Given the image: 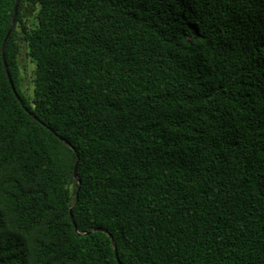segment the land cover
I'll return each instance as SVG.
<instances>
[{"label": "trees", "instance_id": "16d2710c", "mask_svg": "<svg viewBox=\"0 0 264 264\" xmlns=\"http://www.w3.org/2000/svg\"><path fill=\"white\" fill-rule=\"evenodd\" d=\"M14 4L0 264H264V0Z\"/></svg>", "mask_w": 264, "mask_h": 264}, {"label": "water", "instance_id": "95a60500", "mask_svg": "<svg viewBox=\"0 0 264 264\" xmlns=\"http://www.w3.org/2000/svg\"><path fill=\"white\" fill-rule=\"evenodd\" d=\"M17 5H18V0H15V4H14V8H13V14H12L11 22H10L9 28L7 30L6 36L4 38V41H5L7 35L9 34V32L11 31V29L13 27L15 15L17 13ZM4 41H3V44H4ZM3 44H2V58H3V64H4L6 76H7L8 82L10 84V87H11L13 93L15 94L16 97H18L17 92H16V89H15L14 84H13V81H12V78L10 76V73H9L7 67H6V63H5V59H4V55H3ZM76 165H77V159H76L75 165H74V171H73L74 172V175H76ZM69 214H70L71 221L73 222V224L75 226L74 219H73V216H72V210H71V208L69 209ZM98 229H100V228H98ZM104 231L110 236V239H111V242H112V245H113V248H114V253H115L116 257H117L116 245H115V242H114V240L112 238V235L108 231H106V230H104Z\"/></svg>", "mask_w": 264, "mask_h": 264}, {"label": "rangeland", "instance_id": "374dc122", "mask_svg": "<svg viewBox=\"0 0 264 264\" xmlns=\"http://www.w3.org/2000/svg\"><path fill=\"white\" fill-rule=\"evenodd\" d=\"M22 75L24 77V86L28 93H31L32 76H33V63L29 60L25 52L21 56Z\"/></svg>", "mask_w": 264, "mask_h": 264}]
</instances>
